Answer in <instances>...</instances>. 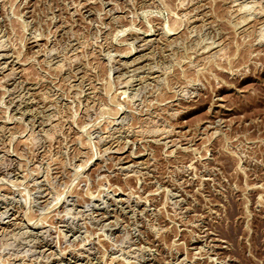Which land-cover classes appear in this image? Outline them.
Masks as SVG:
<instances>
[{
  "label": "rangeland",
  "instance_id": "obj_1",
  "mask_svg": "<svg viewBox=\"0 0 264 264\" xmlns=\"http://www.w3.org/2000/svg\"><path fill=\"white\" fill-rule=\"evenodd\" d=\"M0 264H264V0H0Z\"/></svg>",
  "mask_w": 264,
  "mask_h": 264
},
{
  "label": "bare ground",
  "instance_id": "obj_2",
  "mask_svg": "<svg viewBox=\"0 0 264 264\" xmlns=\"http://www.w3.org/2000/svg\"><path fill=\"white\" fill-rule=\"evenodd\" d=\"M4 58H6V57H4ZM5 70V69H4Z\"/></svg>",
  "mask_w": 264,
  "mask_h": 264
}]
</instances>
